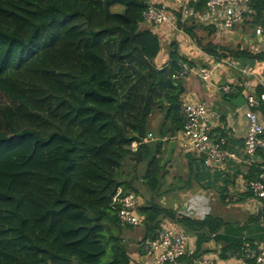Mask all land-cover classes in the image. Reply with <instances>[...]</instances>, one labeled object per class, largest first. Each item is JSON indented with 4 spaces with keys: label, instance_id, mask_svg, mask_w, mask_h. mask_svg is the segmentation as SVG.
Here are the masks:
<instances>
[{
    "label": "trees",
    "instance_id": "16d2710c",
    "mask_svg": "<svg viewBox=\"0 0 264 264\" xmlns=\"http://www.w3.org/2000/svg\"><path fill=\"white\" fill-rule=\"evenodd\" d=\"M207 1L188 0L195 22ZM147 2L0 0V93L12 102L0 103V264H139L143 252L118 237L134 226L120 225L110 201L118 187L135 189L123 180L128 155L145 163L147 188H160L161 147L183 126L186 59L175 41L167 61L159 56L169 43L142 24ZM249 10L246 23L264 27V0H251ZM178 25L194 36L203 27ZM202 48L215 58L264 62V51L248 47ZM128 116L137 120L129 133L119 121ZM162 211L137 207L145 223L139 246L157 236Z\"/></svg>",
    "mask_w": 264,
    "mask_h": 264
},
{
    "label": "crops",
    "instance_id": "0c3cea01",
    "mask_svg": "<svg viewBox=\"0 0 264 264\" xmlns=\"http://www.w3.org/2000/svg\"><path fill=\"white\" fill-rule=\"evenodd\" d=\"M252 36L248 35L247 40L254 47L258 41ZM251 50L253 53L264 51V42L258 49ZM186 52L189 54L192 50L187 49ZM221 59L224 57L215 58L209 54L204 61H208L211 67L216 62L220 63ZM233 62L238 66H248L254 74L245 78L238 69L223 62L215 69L210 81L198 78L201 82L199 85L196 81L198 75L193 71L196 76L185 78L183 84L185 91L181 99L190 98L207 103L211 112L212 131L227 137L226 148L235 152L236 158H228L221 167L208 168L201 158L186 152L176 141L171 158L164 165L166 167L161 178L159 197L155 199V192H145L143 188L139 189L144 196L131 191L139 197L138 206L143 203L144 205L155 203L163 208L158 217L160 227L156 229L157 234L162 228H171L187 234L189 245L194 249L193 257H207L215 264H236L245 248L255 249L264 246V200L254 196L245 187L247 181L257 178L262 172L264 157L260 151L254 155L244 152V138L248 125L244 116L245 108L231 103L232 98L239 95L244 97V81L249 82L248 90L256 93L262 90L264 62L255 61L252 65L238 60ZM236 80L240 81L237 85ZM227 83L236 88L234 93L225 94L222 86ZM233 94L234 97H231ZM261 113L264 122L262 110ZM154 118L159 121L157 115L151 117V130L157 126L151 121ZM167 147L163 144L161 150H167ZM141 165L140 172L143 174L144 171L141 169L144 164ZM126 173L127 176L131 175L128 171ZM134 179L135 177H132L130 181L138 187ZM193 196H200L206 202L200 204L198 211L181 213V210H186L188 200ZM135 250L143 252L142 255L134 256L139 259V264H153L157 252L148 255L144 248L133 251L136 252Z\"/></svg>",
    "mask_w": 264,
    "mask_h": 264
},
{
    "label": "built area",
    "instance_id": "2783aa9c",
    "mask_svg": "<svg viewBox=\"0 0 264 264\" xmlns=\"http://www.w3.org/2000/svg\"><path fill=\"white\" fill-rule=\"evenodd\" d=\"M177 1L180 0H148L145 10L142 12V24L150 28V25L157 21H167L172 16L169 13L171 11L176 14V21L179 19L180 22H183L178 16L177 8L180 9L179 13L182 11L190 16L195 14L194 8L188 5V0L185 2L181 0L179 7L175 5ZM250 4L251 0H208L205 5V21L216 26V34L219 38H233L238 31L241 32L244 29V26L249 25L244 24L243 17L250 11ZM250 26L253 27L252 38H256L258 41L257 45L252 48L258 49L264 42V27L251 24ZM247 36L245 35V37ZM223 62L238 69L245 75V78L254 74L248 66H238L231 58L221 59L220 63ZM220 63L216 62L211 67L201 66L194 72L202 81H210ZM188 70L189 67L185 68L180 75L187 74ZM239 83L240 81L236 80L235 85ZM243 85L245 94L242 107L245 108L244 116L248 124L244 138V152L254 155L260 151L264 157V122L261 113V108L264 107V80L261 81L262 90L258 94L247 89L248 81H244ZM222 89L225 94L236 91V88L230 83L223 84ZM180 116L183 126L175 136V140L186 152H191L201 158L203 164L208 168L221 167L228 158H236L235 152L226 148L227 137L212 131L211 112L208 110L206 102L190 98L182 99ZM152 138V133L148 132L147 140ZM138 144L139 142L132 141L130 149L137 150ZM245 187L254 196L264 200V167L257 178L245 183ZM110 202L120 225L137 226L142 224V220L136 212L139 197L135 193L118 187ZM188 202L186 210H181V213L198 211L200 204H204L206 200H202L200 196H193L189 198ZM143 246L148 255L157 252L153 264H215L207 257L194 258V249L189 245L188 235L171 228H162L155 238L145 239ZM236 264H264V246L255 249L245 248L241 259Z\"/></svg>",
    "mask_w": 264,
    "mask_h": 264
},
{
    "label": "rangeland",
    "instance_id": "374dc122",
    "mask_svg": "<svg viewBox=\"0 0 264 264\" xmlns=\"http://www.w3.org/2000/svg\"><path fill=\"white\" fill-rule=\"evenodd\" d=\"M180 1L179 2L177 1V3H175V5H177V7H179V4H181ZM185 1L186 0H184V2ZM121 9H122V6H120V5L112 6V10L113 11H118V10H121ZM177 12L179 14L178 16H180L183 21L187 22V25L192 24V23L202 24V26L204 28L203 27H197V28H195V36L194 35H190L189 33H187L185 31V28L188 27V26L184 25L182 30L179 28L178 23L180 21H179V19L176 21V14H174L173 11L169 12L170 14H172V16L170 17L169 20H167V21L162 20L164 22L157 21L154 24H151L150 28L155 30V31L160 32L159 35H160L161 40L166 41L167 44L169 43V45H166L164 48H162L163 51L160 52V54H159V56H161L162 58L165 56L166 57V61L168 60V51H169V48H170V44L172 43V41H175L176 43H178L179 47H177V49H178L179 53L182 54L186 58V59L183 58V61H181V69H180L179 73L184 71L185 68L189 67V70H188L187 74H183V75L181 74L180 75L184 79L186 77H190V76H193V75L196 76L193 73V71H195L197 68H199L201 66L208 67L210 65L208 63V61H204V59L209 54H207L206 51H204V49L202 48V46L205 45L207 42H212L213 44H216L219 47L227 48L228 50H232V49H234V48H236L238 46H241L242 48L243 47L244 48L248 47L249 49L252 48V45H250L248 43L247 37H245V35H249L253 31V27H251L250 24L248 25L247 23H245L247 20H249V16L251 14V11L247 12L245 17H243L244 24H246L248 26H244L245 30L243 29L241 32L238 31L237 34L233 38H225V37L219 38L217 36V34H216V31L214 33L209 34L208 33L209 32V26H205L207 23L205 21V16L204 15L201 18V20H199V18H198L197 22H195V18L196 17L195 18H190V14H188V13L184 14L182 11H181V13H179L180 12L179 8H177ZM175 21H176V25H175ZM180 23H182V22H180ZM197 39H200V40H197ZM198 41L200 43H198ZM180 47H181L182 50H183L184 47H186L187 49L192 50V52L189 53V54L187 52H183L180 49ZM193 55H194V57H192ZM206 63H208V66L206 65ZM196 78H197L196 79L197 83L200 85L201 82L198 80L199 77L196 76ZM183 82L185 83V80H183ZM183 95H184V92H183ZM181 98H182V95H181ZM0 103L1 104H8V105L12 104L10 99L7 96H5L4 94H1V93H0ZM132 113H134V112L133 111L131 112V116H132ZM131 116H128L126 119L124 117L125 120H120L119 119V121L126 126V128L128 130V133L130 132L129 129L131 127V124H135L137 122V120L132 118ZM151 121L154 122L156 120L152 119ZM147 136H148V133H147ZM128 148L130 149V144L128 145ZM165 152H166V150H165ZM124 160H125L123 162V165H125L124 168H126V170L131 175H129L127 177L124 176L123 180H130L132 177H135L134 180L137 181L138 187L134 186L133 183H132V187L135 188V189H132V188L131 189L132 190H136L137 191L136 194H138L140 196L141 195L144 196V193L142 191H140V189L142 190V188H143V190L145 192L150 191L147 188V186L144 184L145 182L142 179V175L145 172V168H144L145 163L141 162V164L142 163L144 164L143 165V169H141V170L144 171L143 174H142L140 172V165L141 164L138 163L137 165H135L134 162L132 161L133 157L131 155H128ZM150 194L152 195V192H150ZM154 195H155V199H157L159 197V189L156 190ZM143 205H144V203H143ZM144 225H145V223L143 221L141 225H137V226H134V227H129V229L128 228H123L122 229L123 232H119L118 233V237L120 238V241L123 242L124 244L126 243L129 247L136 246V243L141 242V239H140L141 237H139V236L143 232ZM137 238H139V239H137ZM139 247H141V249L143 248L142 246H139V244H138L135 249H137Z\"/></svg>",
    "mask_w": 264,
    "mask_h": 264
},
{
    "label": "water",
    "instance_id": "95a60500",
    "mask_svg": "<svg viewBox=\"0 0 264 264\" xmlns=\"http://www.w3.org/2000/svg\"><path fill=\"white\" fill-rule=\"evenodd\" d=\"M231 103L237 107H242L243 103H244V97L242 95H239L235 98H232ZM175 145H176L175 139H173L169 142L167 150H166V154H165V156L161 162V166H164L168 162V160L171 158L172 151H173Z\"/></svg>",
    "mask_w": 264,
    "mask_h": 264
}]
</instances>
